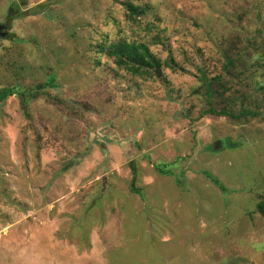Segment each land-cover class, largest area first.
I'll list each match as a JSON object with an SVG mask.
<instances>
[{
  "label": "rangeland",
  "instance_id": "rangeland-1",
  "mask_svg": "<svg viewBox=\"0 0 264 264\" xmlns=\"http://www.w3.org/2000/svg\"><path fill=\"white\" fill-rule=\"evenodd\" d=\"M125 1L0 0V88L54 79L0 102V264H264V120L207 113L264 116V0ZM120 38L177 71L118 68Z\"/></svg>",
  "mask_w": 264,
  "mask_h": 264
},
{
  "label": "trees",
  "instance_id": "trees-1",
  "mask_svg": "<svg viewBox=\"0 0 264 264\" xmlns=\"http://www.w3.org/2000/svg\"><path fill=\"white\" fill-rule=\"evenodd\" d=\"M126 8V16L131 21H136L138 17H144L146 15L148 6H142L135 4L133 0H126L124 3ZM100 53L105 54L108 58H111L115 65L124 69L133 76L140 78H164V68H169L173 71H177V64L174 58L169 55L166 60H162L155 54L151 47L146 42L130 40L127 38H120L117 41L112 42H101L96 45ZM242 61V55L238 54L235 58H228L224 64V69L227 72L235 66L238 62ZM202 80L205 82L206 87V98L209 102V98L212 94L211 85L213 83H218L221 80L220 76L208 79L205 75L202 76ZM54 79L51 78L45 84H38L36 88L29 90H21L16 86L0 88V102L7 100L13 95H18L23 103H26L28 98H37L40 94L41 89L45 87H53ZM264 86V85H260ZM264 91V87L262 88ZM264 98V96H263ZM258 101V100H257ZM264 103V99H263ZM207 113L217 116H227L231 119L239 122H249L254 118H260L264 120L262 111L257 110V108H247L241 107L240 109H216L212 106L208 108ZM156 170L164 175H172L171 171L167 166L159 165L155 166ZM204 174L208 179H210L217 186H220L218 182L207 172ZM222 188V187H221ZM132 192L140 193V189L136 186V177L134 176L131 182ZM257 210L264 218V197H262L257 203Z\"/></svg>",
  "mask_w": 264,
  "mask_h": 264
},
{
  "label": "water",
  "instance_id": "water-1",
  "mask_svg": "<svg viewBox=\"0 0 264 264\" xmlns=\"http://www.w3.org/2000/svg\"><path fill=\"white\" fill-rule=\"evenodd\" d=\"M5 26L0 24V37H6L8 35V32H5Z\"/></svg>",
  "mask_w": 264,
  "mask_h": 264
},
{
  "label": "flooded vegetation",
  "instance_id": "flooded-vegetation-1",
  "mask_svg": "<svg viewBox=\"0 0 264 264\" xmlns=\"http://www.w3.org/2000/svg\"><path fill=\"white\" fill-rule=\"evenodd\" d=\"M6 23H7V21L6 22H0L1 25H4L5 26V29L4 30H5V32L7 31L8 32V35H9L10 29H9V25L6 24ZM8 35L6 37H0V39H3V38L5 39V38L9 37Z\"/></svg>",
  "mask_w": 264,
  "mask_h": 264
}]
</instances>
